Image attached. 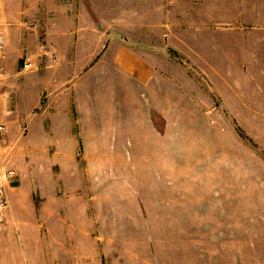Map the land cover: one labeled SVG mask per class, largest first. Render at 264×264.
<instances>
[{"label": "rangeland", "instance_id": "1", "mask_svg": "<svg viewBox=\"0 0 264 264\" xmlns=\"http://www.w3.org/2000/svg\"><path fill=\"white\" fill-rule=\"evenodd\" d=\"M109 1L99 0L102 8ZM116 1L119 15L140 3ZM69 3L74 1L52 4ZM12 27L7 20L5 69L21 70L35 46L10 35ZM175 61L180 68L167 65L166 96L160 98L165 114L148 117L121 107L118 122L106 123L101 138L102 149L111 145L112 151L81 153L78 171L69 172V184L58 185L56 193L50 185L30 184L43 176L48 181L53 169H45L42 154L31 160L29 119L3 122L0 169L28 167L15 181L28 194L18 208L31 216L9 215L0 224V257L8 251L33 264L46 258L69 264H264L261 64L252 58L225 65L211 58ZM53 172L62 179L61 171ZM7 227L14 236L5 242Z\"/></svg>", "mask_w": 264, "mask_h": 264}, {"label": "crops", "instance_id": "2", "mask_svg": "<svg viewBox=\"0 0 264 264\" xmlns=\"http://www.w3.org/2000/svg\"><path fill=\"white\" fill-rule=\"evenodd\" d=\"M53 1L0 4L4 32L9 20V34L35 46L33 69L3 72L0 123L29 119L31 160L42 154L45 169H57L63 176L52 170L48 181L43 176L30 184H47L54 191L69 184L81 153L112 151L111 145L102 149L101 138L107 136L106 123L118 122L121 107L148 117L165 114L160 98L166 96L167 65L175 69L176 58L220 59L221 65L232 58H252L255 66L261 64L258 73L264 74V0H140L120 15L116 0L104 9L99 0H73L56 8ZM236 97H243L240 89ZM11 169L16 175L8 184L7 219L29 217L18 208L28 194L15 181L25 177L28 167L23 163ZM27 230L20 232L21 238ZM1 235L5 242L11 240L13 227ZM6 252L0 264L34 263ZM44 262L69 264L54 258Z\"/></svg>", "mask_w": 264, "mask_h": 264}, {"label": "built area", "instance_id": "3", "mask_svg": "<svg viewBox=\"0 0 264 264\" xmlns=\"http://www.w3.org/2000/svg\"><path fill=\"white\" fill-rule=\"evenodd\" d=\"M34 24H32L33 26ZM7 56V44L6 35L4 29L0 26V81L5 69V59ZM33 60L31 56L25 57L23 61V69L31 70L33 69ZM6 131V126L0 123V134ZM16 175L15 170L9 168L0 169V224L6 222L7 213L10 208V200L8 193V184L10 180Z\"/></svg>", "mask_w": 264, "mask_h": 264}]
</instances>
